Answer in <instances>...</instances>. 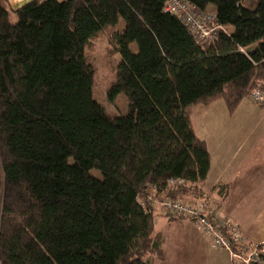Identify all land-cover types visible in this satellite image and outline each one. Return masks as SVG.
<instances>
[{
    "label": "trees",
    "instance_id": "1",
    "mask_svg": "<svg viewBox=\"0 0 264 264\" xmlns=\"http://www.w3.org/2000/svg\"><path fill=\"white\" fill-rule=\"evenodd\" d=\"M166 1L0 0V264L163 258L149 198L174 199L181 184L169 180L198 184L209 173L188 109L220 99L231 111L264 88V61L237 51L261 36L264 0H186L214 17L205 42ZM118 18L107 95L125 94L128 111L111 117L92 95L84 46Z\"/></svg>",
    "mask_w": 264,
    "mask_h": 264
},
{
    "label": "crops",
    "instance_id": "2",
    "mask_svg": "<svg viewBox=\"0 0 264 264\" xmlns=\"http://www.w3.org/2000/svg\"><path fill=\"white\" fill-rule=\"evenodd\" d=\"M26 1L12 4L15 1L9 0L14 8ZM242 100L231 111L220 99L188 109L194 134L204 141L209 154V173L198 184L177 186L172 196L184 202L210 199L221 215L238 224L248 241L260 242L264 241V106L253 107L248 98ZM154 215L156 221L176 225L177 232L184 233V242L191 239L187 244L194 248L197 263L207 259L210 264H230L228 254L213 250L190 220L165 218L158 207ZM183 226L196 235H187Z\"/></svg>",
    "mask_w": 264,
    "mask_h": 264
},
{
    "label": "built area",
    "instance_id": "3",
    "mask_svg": "<svg viewBox=\"0 0 264 264\" xmlns=\"http://www.w3.org/2000/svg\"><path fill=\"white\" fill-rule=\"evenodd\" d=\"M164 10L177 16L187 27L197 42H205L212 37L218 26L214 25V17L209 14L200 15L193 5L186 0H167ZM246 49L238 47L237 51ZM254 65L259 66L264 58L258 60L248 54ZM249 100L258 106H264V88L254 89L248 94ZM182 184L179 179H171L166 185L175 187ZM148 211L154 213L158 207L162 215L190 220L196 231L203 235L214 250L223 251L228 254L230 264H264V241H248L240 230L238 224L234 223L219 212L215 203L208 198H200L194 202H184L179 199L165 198L158 201L149 198Z\"/></svg>",
    "mask_w": 264,
    "mask_h": 264
},
{
    "label": "rangeland",
    "instance_id": "4",
    "mask_svg": "<svg viewBox=\"0 0 264 264\" xmlns=\"http://www.w3.org/2000/svg\"><path fill=\"white\" fill-rule=\"evenodd\" d=\"M13 1L15 2L12 4H15L22 0ZM209 8L211 11H214L213 7ZM123 26V19L118 18L115 24L103 28L98 33L91 36L84 46L85 56L92 63L95 72L92 82V95L98 104L103 107L105 112L111 117L125 115L128 111V99L125 94L119 92L112 99L107 95L109 88L115 80V68L120 61L119 53L117 52V47L111 34L122 31ZM262 30V33H260L261 36L257 35V37H254L253 34L252 42L245 44L244 47L246 49L240 52L245 53L247 56L249 54L251 57L257 55V53L258 55L261 53L264 54V28ZM129 47L132 51L136 50L135 43L130 44ZM246 98H248V95ZM251 104L253 107L258 106L253 104L252 101ZM90 172L92 175L99 176V172L96 169H93ZM156 218V215H154V222L156 223H154V234L151 245L154 249H160L163 256L162 259H157L158 261L156 264H199L197 263L194 248L187 244L191 239H187L186 242H184L185 238L182 236L184 233L181 232L182 235H180V233L177 232L176 225L156 221ZM169 221L175 222L174 220ZM184 230L187 235H196L191 227H184ZM204 261L205 262L202 264H210V262H207V259H204ZM224 262L226 261L224 260Z\"/></svg>",
    "mask_w": 264,
    "mask_h": 264
}]
</instances>
